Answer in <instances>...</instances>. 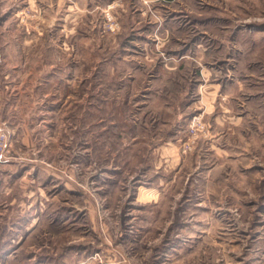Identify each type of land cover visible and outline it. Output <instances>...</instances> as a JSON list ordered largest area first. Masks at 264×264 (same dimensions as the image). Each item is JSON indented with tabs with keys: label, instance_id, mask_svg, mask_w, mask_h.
Listing matches in <instances>:
<instances>
[{
	"label": "rangeland",
	"instance_id": "obj_1",
	"mask_svg": "<svg viewBox=\"0 0 264 264\" xmlns=\"http://www.w3.org/2000/svg\"><path fill=\"white\" fill-rule=\"evenodd\" d=\"M2 141L0 264H264V0H0Z\"/></svg>",
	"mask_w": 264,
	"mask_h": 264
},
{
	"label": "built area",
	"instance_id": "obj_2",
	"mask_svg": "<svg viewBox=\"0 0 264 264\" xmlns=\"http://www.w3.org/2000/svg\"><path fill=\"white\" fill-rule=\"evenodd\" d=\"M199 126H201L200 119L199 118H194L193 125H191V127L195 128V129H198ZM0 146H1L0 150H2L3 146H4V141L1 142Z\"/></svg>",
	"mask_w": 264,
	"mask_h": 264
},
{
	"label": "crops",
	"instance_id": "obj_3",
	"mask_svg": "<svg viewBox=\"0 0 264 264\" xmlns=\"http://www.w3.org/2000/svg\"><path fill=\"white\" fill-rule=\"evenodd\" d=\"M140 188V187H139Z\"/></svg>",
	"mask_w": 264,
	"mask_h": 264
}]
</instances>
